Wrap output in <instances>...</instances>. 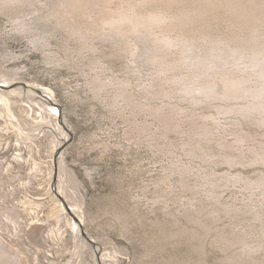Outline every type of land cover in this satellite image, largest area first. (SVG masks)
Returning <instances> with one entry per match:
<instances>
[{"label": "rangeland", "instance_id": "obj_1", "mask_svg": "<svg viewBox=\"0 0 264 264\" xmlns=\"http://www.w3.org/2000/svg\"><path fill=\"white\" fill-rule=\"evenodd\" d=\"M0 78V264H264V0H0Z\"/></svg>", "mask_w": 264, "mask_h": 264}, {"label": "bare ground", "instance_id": "obj_2", "mask_svg": "<svg viewBox=\"0 0 264 264\" xmlns=\"http://www.w3.org/2000/svg\"><path fill=\"white\" fill-rule=\"evenodd\" d=\"M69 1V0H68ZM67 3V2H66ZM65 4V3H64ZM69 4V3H68ZM72 4V3H70ZM77 4V3H76ZM70 6V5H68ZM165 18V14L163 13H152V14H148V15H144V14H141V13H129V14H124L122 15L119 20L120 21H130L134 27H139V25H145V26H148L149 24H152V22H157V21H161ZM148 24V25H147ZM173 38V37H172ZM170 39V37H168V40ZM160 40V39H158ZM175 40V39H174ZM162 41V39H161ZM7 78V77H6ZM0 116H2L5 120H7L6 122H9V124L11 125V127L13 128H16L17 130L21 131L22 134L25 135V137H27L28 139H33V136L34 137H38L36 135H34L33 131L34 130H37L36 128H34L33 126H31L28 122H25V121H22V120H18V121H15L14 120V117H15V114H14V107H13V103H12V99L14 97H26L29 98L31 101H33V103L35 102H39L40 105H46L48 104L49 102H47L45 99L43 98H39V97H35L31 91H26L25 89L22 90V89H14L13 91H9L7 90L6 88H9V87H13L14 85H17V83H14L13 85H10L11 84V81H9L8 79H3V78H0ZM235 84L234 82H231V85ZM241 84V83H239ZM238 86V85H237ZM26 99V98H25ZM29 100V101H30ZM37 100V101H36ZM25 101V100H24ZM31 104V103H30ZM22 107V106H21ZM25 108V107H24ZM54 110H57L56 107H52ZM16 110V109H15ZM6 115H8L10 118H6ZM51 118V117H50ZM61 118V116H60ZM59 118V114L58 112H54L53 113V119L50 120V121H47V123H51L52 121V125L54 126V128H56V130H58L60 132V139L58 141V146L57 148H61L63 147L64 143H66L67 141H69L70 139V134L65 131L63 125L61 124L62 122V118L60 119ZM4 120V121H5ZM46 121V120H45ZM5 122V123H6ZM41 123V122H40ZM8 124V123H7ZM45 124V123H43ZM41 125V124H40ZM42 126V125H41ZM40 126V127H41ZM10 127V126H9ZM10 127V128H11ZM45 127V125H44ZM43 127V128H44ZM69 127V126H68ZM42 128V129H43ZM53 128V127H52ZM12 129V128H11ZM16 130V131H17ZM28 130V131H26ZM14 131V130H13ZM15 131V132H16ZM41 132V131H40ZM20 133V132H19ZM38 133V131H37ZM36 133V134H37ZM26 140V139H25ZM27 141V140H26ZM21 143L24 144V142L22 141ZM30 146V145H29ZM22 147V145H21ZM26 147V146H25ZM32 148V147H31ZM28 149V148H27ZM30 149V148H29ZM57 149V150H58ZM64 153V152H63ZM63 155L62 153L60 154V165H59V168L60 170L62 171L63 170ZM20 162V161H19ZM2 165V163H1ZM60 171V172H61ZM63 172V171H62ZM61 174V173H60ZM5 180V179H4ZM2 182V181H1ZM60 182V181H59ZM59 185V183H58ZM60 186V185H59ZM59 192L58 194L60 193L64 199H65V192H64V189L60 186L59 187ZM69 206V205H68ZM68 214H75L76 215V212L77 210L73 207V208H70L69 211H67ZM82 219L81 217L79 218V222H75L73 224V227H74V230L75 232L77 233V235L79 236L80 238V230L78 229L79 226L81 227L82 229ZM83 231V229H82ZM90 240V239H89ZM93 240V239H91ZM90 240V241H91ZM95 241V240H93ZM110 258H112L110 255H106ZM97 258V257H96ZM98 260L102 262V264H113V261L110 260V259H107V258H104L103 256H100L98 257Z\"/></svg>", "mask_w": 264, "mask_h": 264}, {"label": "water", "instance_id": "obj_3", "mask_svg": "<svg viewBox=\"0 0 264 264\" xmlns=\"http://www.w3.org/2000/svg\"><path fill=\"white\" fill-rule=\"evenodd\" d=\"M62 148V147H61ZM61 148H59V150L57 151V153H56V159L58 158V156H59V154L61 153ZM56 194H57V196L63 201V203L65 204V206H66V208H67V210L69 211V206H68V204H67V202H66V200L64 199V197L61 195V194H58V192L56 191ZM72 215V217L74 218V220L75 221H77V222H79V218L75 215V214H71ZM83 227V226H82ZM84 234L86 235V233H85V231H84ZM89 238V237H88ZM91 240V239H90ZM91 242L93 243V244H96V242L95 241H93V240H91Z\"/></svg>", "mask_w": 264, "mask_h": 264}]
</instances>
